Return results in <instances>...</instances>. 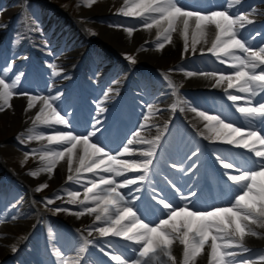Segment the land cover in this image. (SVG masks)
Listing matches in <instances>:
<instances>
[{"label": "bare ground", "instance_id": "6f19581e", "mask_svg": "<svg viewBox=\"0 0 264 264\" xmlns=\"http://www.w3.org/2000/svg\"><path fill=\"white\" fill-rule=\"evenodd\" d=\"M243 1L240 0L232 10L224 8V11L220 12L222 16L221 22L218 23L215 21L216 19H210L207 13L196 9L183 8L182 0H147L149 5L155 7L162 5L163 15L134 31H122L111 27L100 28L101 34L111 39V45L105 46L111 52L123 48L126 49V47L136 48L142 57L139 66L150 69L154 66L158 67L164 60L172 58L176 68L172 69V72H166L167 76H171L174 81L173 88L170 90L172 98L168 99L165 97L161 104L163 106L162 109L167 112H169L168 110L172 104L177 117L176 119H170L166 123H160L157 127V114L152 112L146 117L143 120L144 131H140L139 135H133L129 139L130 147L128 152L123 157L113 158L114 161L124 165L130 175L126 179L125 185L122 187L113 186L111 179L107 177H101L93 185H91L93 181H90V186H87V189L95 190L96 196L101 200L88 209L87 212H74L67 216L65 223L69 226L80 221L87 222V230L83 234L93 235L96 243L100 244L99 252L95 251V253L115 259L116 255L109 251L111 239L106 234H111L114 231L116 232L117 229H121L126 231V234H121L125 236L123 239L125 244L144 238L153 241L157 249H159L157 250L158 254L159 251L161 253L159 254L161 263L158 262V264H178L180 263L179 260H183L180 264H209L213 255L221 257V252L239 255L244 250H249L253 258L251 261L246 260V263L239 262L236 264H264V259L256 255L257 247L264 244V165L257 167L247 176L237 177L234 181L224 180V182H221L219 173L220 171L222 174H228L234 170V166L228 159L220 155L218 148L237 151L241 148L239 145L240 137L252 140L256 146L255 153L262 155L264 158V151H258V149L264 148V101L256 102L257 98L264 94V89L257 87L254 79L251 76H247V71L251 67L260 62V64L264 65V62H259L251 51L254 49L251 47L253 44L251 38L240 36L238 37L240 40L234 38V34H239L237 32L238 27L257 26L259 19L264 18V13L251 14L247 11L244 14L239 12L238 7ZM210 16L213 17L212 15ZM62 20L64 21L63 18ZM58 22H60V18L44 19L47 30L50 33L54 32L51 39L63 37L62 33H64V36L74 35L76 37L75 34L79 33L82 35V32L77 31L73 26L72 28L69 27V25H65L60 30ZM230 24H234L236 27H231ZM223 25H226V30ZM166 31L170 32V35L165 44L158 48L149 47L155 38ZM186 36L189 37L191 42L194 39H198V41L191 43V48L197 51L200 48H205L206 44L211 40L219 41L225 39L227 45L218 51L217 59H228L235 51H241L242 55L236 57L233 62L237 72L234 75H226L224 73H216L210 67V64L199 66L185 64V61L193 58L192 55L184 57L180 55L179 50L182 46V40L186 39ZM79 37L81 38V36ZM143 43L144 45H142ZM201 44L202 46L200 47ZM74 46H70V48L63 46L66 49H70L69 54L72 57L84 49L82 47L75 48ZM216 66V69L220 72L221 68H225L221 64H216ZM28 92L27 94L14 95L12 98L14 105L11 108H2L1 115L3 114L6 117H10L12 121H16L22 118L23 110H25L28 115L27 119L51 124L52 119L57 115L55 112L53 113L49 106L53 103L52 106L54 107L59 103V100L56 99L57 96L53 94L54 92L51 91L50 87L45 91L30 90ZM192 92L216 94L214 95L216 97L215 102L211 104L212 106H207L208 112L204 110L205 104L188 102L185 99V96ZM82 102L87 104L85 100H82ZM156 104L160 103L155 102L154 105ZM110 106L109 104L107 105V107ZM225 106H232V110L235 113L226 114L223 109ZM134 111V107H120V110L115 109L111 114L116 116L118 113L128 112L131 116ZM108 112V108H102L96 112L95 117L99 118ZM166 116L168 117L169 115L167 114ZM173 121L176 122L175 129L180 134V142H178V145L169 144L164 149L157 148L155 145L156 141L169 127L173 126ZM54 127H58L57 124H54ZM187 130L193 134L194 140L192 144L205 145V151H197L196 155H203L206 157V161L213 162L212 164L217 167L218 171L216 177L220 180L219 186H217L219 194L214 197L219 202V205L204 211L197 210L194 207V202L198 201L199 198L190 202L189 199L176 202V194L183 193L184 189L189 188L188 186L194 182L200 187L199 193H201V189L203 193L205 190L211 189V183L206 181L205 178L202 180L200 178L196 179L192 175L191 165L188 164L177 170L171 169L176 171L174 180L167 179L164 176L166 174L159 168L158 157L166 161H175L183 158L182 149L188 144L185 134ZM49 131V134H39L35 140H46V138L52 137V129ZM85 142V140L76 141L71 149H66L74 157H76L75 154L79 150L76 158L82 161V168L92 159L91 154L100 150L99 147H94L93 151H91L90 148H93L92 144H89L90 148H85ZM64 156L65 152L63 154L61 152L59 158L53 163H47L45 158L41 159L40 176L50 177L56 184L69 182L71 188L77 190L80 188L79 184L71 180L79 179L81 181L85 176L81 174L77 164H74L76 159L74 161L71 159L67 164L60 159ZM134 156L136 157L132 159L131 157ZM183 161L187 162V160ZM85 171H87L86 168ZM140 172L145 174V179L135 177V174ZM73 173H76L77 177H73ZM18 174L20 180L29 182L30 178L28 176L22 173ZM48 174L51 176H47ZM157 183L165 186L168 189L171 200L173 198L174 200L167 207L168 213L166 216L151 224L140 220L141 216H145L141 208L143 206L147 207L150 203L148 197L150 198L152 194H155V197L161 196L162 193L157 192L160 190L156 185ZM135 184L140 185L144 193L143 202L138 207L135 205V200L123 203L120 194L123 187ZM32 194L29 193L30 197ZM75 201L72 196H67L63 200L67 204H73ZM179 202H181V205H179ZM239 202L242 204H235ZM98 216H103L100 221L103 227L94 229L92 222ZM15 225L9 222L2 224L4 229H8V235L0 239V254L4 253V247L1 243H9L12 238L11 233L15 230ZM19 227L27 228L23 223ZM197 227L199 228L198 235L195 234ZM220 230H225V233H220ZM52 242L53 239L50 238L49 243L51 244ZM67 242L69 243L68 248L72 247L71 242L68 240ZM50 249L47 251L50 257L53 256V252L59 254L58 249L52 246ZM90 253L85 251L78 264H90ZM191 257L194 258L191 260ZM128 264L141 263L136 260Z\"/></svg>", "mask_w": 264, "mask_h": 264}, {"label": "rangeland", "instance_id": "374dc122", "mask_svg": "<svg viewBox=\"0 0 264 264\" xmlns=\"http://www.w3.org/2000/svg\"><path fill=\"white\" fill-rule=\"evenodd\" d=\"M44 1H51L53 2L51 3L52 5H55L56 3L58 6H61V8L53 7L47 3L41 4L39 6L34 0H0V112L4 107L11 108L14 105L12 97L15 93H25L28 88H35L36 86L45 88L49 82H53L57 79L69 80V83L67 85L59 83L57 84L59 86H53L54 92L60 93L61 96H63L67 92L73 90L67 89L68 86H73L75 87L76 92L78 91L77 82L81 84L82 81L76 78L70 80V77H74L72 72H70V67L65 66L64 64L62 66V62L60 60H70L75 58L69 57L67 54L63 55L65 53L64 51L60 52L59 55L52 53V50L55 48V46L50 47L49 42H47V37L44 33L43 18L61 19L63 18V15H65V20H70L73 26L83 30V34L86 38H88V35H90L95 39L102 40L101 38L104 36L101 34L100 28L103 25L124 29L125 31H131L135 29L137 30L143 25L145 26V23L148 22V20L155 17V9L153 7H147V0ZM236 1L237 0H184L182 5L198 8L202 12L207 13L210 19H216L215 21L219 23L221 22L222 17L220 11H224V8L233 9L240 0L237 2ZM261 6H264V0H244L240 4L239 9L252 11V13H260L264 12ZM11 13L13 14L10 17ZM116 13L121 14L124 17L118 16ZM161 14L162 13H160V15ZM26 17H28L32 23V27L30 25L29 33L26 31V24L24 23ZM263 19L264 18L259 19V24L257 26L255 25L247 28H237V32H239L238 36L245 37L249 35V37L256 41L255 49H258L259 51L255 52V54L257 56L261 54V56H259L260 60L264 59ZM78 23L81 24L83 28L78 25ZM231 26H234V24ZM36 29L38 30L37 32ZM224 29L226 30V26ZM4 30L6 31V34H2ZM27 33L31 35V40L36 38L43 40L44 46L38 44L37 42H30L29 46L32 50L29 48L28 54L26 47L27 43L25 41ZM1 35H5V37L3 38ZM84 38H80L83 40L76 38L75 40H71L70 43L74 45V43L77 41L79 42V47L84 46V44H81V42L87 40ZM157 39L158 40L153 42L155 45H161L167 41L165 36H160ZM69 40L70 39H66V42ZM105 41L108 42L106 38ZM194 41H198V39H195ZM193 42L189 41L186 36V39L184 42H182L183 46L180 49V53L182 55H184V53L187 51H189V53H194L193 49L190 50L191 43ZM225 45V39L219 41L212 40L208 43V45H206L207 48H200L199 52L197 53V56L199 57L196 59H191V62L195 64V66L209 62L211 65L210 67H213V69L217 68V66H215L216 64H221L227 68L226 70L220 69L221 73H232V70L230 69V67L233 65L232 59L223 58L222 60H219L215 57L217 51ZM129 49L135 52L136 59L134 54L131 52H123L121 56L128 62L135 60V63H138L139 56L136 49L126 47V50ZM38 50L43 52L44 55ZM241 54L242 52L239 51L232 54V56L238 57ZM22 58H25V60L23 61ZM75 60L78 61V58ZM171 61L172 60L170 59H168V61L164 60L160 67L170 70L172 65ZM33 62H37L38 65H34ZM71 63L72 67L73 65H76V62L74 61ZM26 65H28V67ZM31 66L35 67L41 78H39L35 72L31 70ZM154 70L156 71V69H153L152 72H154ZM30 74L32 76H29ZM129 74L132 75L130 77L139 81L138 77H136L135 71H131L127 66L126 68H123V66L118 63L116 66H114V76H112L110 84H108V86L102 90L100 95L97 94L96 89L90 90L86 87H83L84 89L89 90L92 93V98H94L93 100L98 102L95 109L102 107V101L105 99V95L111 94L113 91L118 89H122V91H124L125 84L130 83L131 78L126 80L127 75ZM252 76L256 78L259 85L264 86V66L257 65L254 67L252 69ZM162 77L163 79L169 80V78L165 76ZM94 78L96 80V84H99V80H103L100 78V76H94ZM136 86L137 87L135 88V84L133 82L129 84V86L127 85V89L124 92V97L127 99L129 104L134 105L137 114L131 120L124 119L123 123L117 122V127L119 128L116 130L117 133L114 135L115 139L112 140L110 147L109 145L107 146L109 153L113 154L119 152L122 149L126 150L127 139L132 134L138 132L139 127L142 126L141 119L146 117L152 110L157 114L159 113V110L157 109H159L160 105H155V107L152 109L146 108L144 105L147 100L152 102L155 99H158L161 95H163V92L159 89H149L147 92H144V89L141 86L138 84ZM133 93L137 94V96L134 98V101L131 98ZM190 96L194 99L195 94H190ZM107 97L108 96H106V99ZM63 99H65V97ZM207 99H212V97L207 98L201 95L197 96L196 101L199 102L200 100ZM75 106L76 105L68 104L66 108H63L62 105L59 104L55 108L59 111L63 109L62 112L66 114L69 112L68 110H74ZM64 113L62 114L64 115ZM25 115V110H23L22 118L20 120L12 121L10 117H6L0 113V150L2 149L0 151V239H2L3 236L8 235V229H4L2 226L4 222H9L13 225L16 224L18 227L23 223L27 226V228H18L15 225V230H18H14L11 233L12 238L9 243L4 244V248L8 246L9 248L11 247L13 251H16L15 246L17 244L15 243L19 239L23 238V242H21L20 245H17V247L20 248V255L16 258V260H13L14 264H24L22 257L31 259L33 258V260L34 258H37L38 261H44L45 257L40 254L43 249L41 244L44 243V239L48 236L49 238L54 239L53 244L58 247L59 250H63V255H65V258H60V256L59 258L57 257L56 264H74V260L77 258V254H74L81 253L77 251H79V247L83 245L85 240H82V237L78 234L74 227L66 228L62 223V220H66V217L75 211L86 212L89 207H92L95 203L99 202L100 198L96 199L94 193L92 191L88 192V190L84 187L75 192H69L68 184L56 185V183H54L50 177L40 176V166L42 164L40 159L43 157L42 153L47 152L48 149H50V152L53 153L55 157H57L59 152H56L55 146L52 145H45V147H40L36 144L33 146L30 145L32 142L30 131H33V128L25 125L27 122V115ZM169 115L172 116V113L169 112ZM159 118L161 121L166 120L161 115H159ZM76 122H78L77 124H82L83 129L86 130L85 132L91 129L89 120L87 118L79 119ZM106 123V121H100V123L95 124L93 129L95 131L100 130V132L103 133V130H105L107 127ZM70 124L71 122L69 125ZM76 130L77 132L82 131L80 125L77 126ZM165 137L168 140H172L174 138L172 132H168ZM71 142L72 139L68 137H64L59 140V144L62 145L63 148L68 146ZM247 147L251 148L250 145H247ZM226 154L231 156L235 165H237L235 171L237 172V175L235 176H240L242 174L247 175L257 166L264 165V159L254 160L251 153L241 154L239 158H237V154ZM69 161L70 159H67L68 163ZM107 162L109 164L111 163L109 159ZM189 162L191 163L192 161ZM197 162L199 163L201 160H198ZM9 170L13 174L16 173L19 175L18 173H22L27 175L30 178L29 182H23L22 179L20 180V178L18 179L15 175L9 173ZM211 175L213 176V174ZM47 176L51 175L48 174ZM133 190L134 189H125L123 191V195L125 194L126 199H133L135 197L132 194ZM29 193H33L31 197ZM79 193L81 194L79 195ZM72 195H74V199L77 196L75 204H67L63 202L65 197ZM239 203L242 204L241 202ZM212 205L214 204L201 205V207H198L199 210H205ZM165 215L164 208H160L159 212L154 214L153 218H151V222H156ZM98 219H101V217H98ZM79 224L82 223L78 222L76 226H79ZM70 231H72V235L69 233ZM195 232L198 233L199 230L196 229ZM220 233H225V230H220ZM64 236H67L68 240L72 243L73 248L71 247V249H69L66 247V245L62 246L61 248L60 244L63 243L62 238ZM84 239L87 240V243L89 246L91 245L92 248L98 247L94 241L88 239V236H86ZM141 240L142 239L135 243H131L129 246H126L120 239H117L116 242H114V246H112L110 249L113 253H115L117 259L108 260L107 258L101 259L97 257L91 264H127L134 260H139L141 264L142 262L140 260H144L145 264H150V262L156 263L155 258L161 263V261H159V254H161L160 251L159 254L158 252L153 254V250L157 246L155 247L152 241L143 239L142 242ZM243 253L245 254L243 255ZM243 253L241 254L240 258L239 256L234 255L229 257L223 256L221 259H223L222 261H224V257L229 259L230 262L226 264H233L235 262L242 263L244 259H252L250 252ZM257 255L264 257V246L259 249ZM214 256L215 257L212 256V261L210 264H220V258H218L216 255ZM193 258L194 257H191L190 259L192 260ZM181 261L183 260H179L180 263Z\"/></svg>", "mask_w": 264, "mask_h": 264}]
</instances>
